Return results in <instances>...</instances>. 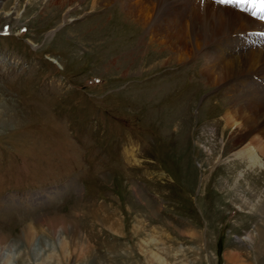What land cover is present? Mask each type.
<instances>
[{"label":"rangeland","instance_id":"obj_1","mask_svg":"<svg viewBox=\"0 0 264 264\" xmlns=\"http://www.w3.org/2000/svg\"><path fill=\"white\" fill-rule=\"evenodd\" d=\"M167 1L0 0V264H264V172L235 156L264 110L242 144L222 117L264 88V32L220 74Z\"/></svg>","mask_w":264,"mask_h":264},{"label":"bare ground","instance_id":"obj_2","mask_svg":"<svg viewBox=\"0 0 264 264\" xmlns=\"http://www.w3.org/2000/svg\"><path fill=\"white\" fill-rule=\"evenodd\" d=\"M105 1H109V0H105ZM168 1L170 3H177V4H178V2H180V4L182 3V0H168ZM66 2H67V0H66ZM197 4H199V5L202 4V6H199V5L196 6ZM184 5L186 6L185 12H187V14H188L190 8H192L190 11L191 16H189L190 20H189V25H188L189 29L188 30H190V32L193 30L196 31L195 35L193 34L192 39L190 38L189 43H191V44L194 43L198 48L200 47V49H202V47L209 44L208 42H206L207 38H210V36H212V35L216 36L215 40L213 42H215L217 44V45L216 44L215 45L219 48L220 51L218 54H216V56L214 54H212V52H207V55H210V57H208V59H210L211 57H214L216 59V61L218 62V66H216V67L219 70L220 74L224 73V67L219 66L220 65L219 59L222 58L224 60L228 55L227 53L232 54L234 52L232 50V48L235 45H234V43H233V45H231L230 42H233L234 39L239 38L242 33L244 34V32H253L252 33L253 36H249V37L244 36L245 38H243V40L245 42H247L248 39L249 40L255 39L254 41H256L258 33L255 31L264 32V13L257 12V14L255 16H253L252 15L253 9L251 8V6H249L247 4L240 5V6L223 5L226 8H223V7L221 8L219 5L222 6V4L218 5V3H216V0H184ZM178 8H176L174 10V11H176V12H174V14L176 13V15L177 14L180 15L179 14L180 9H178ZM181 8L183 9V7H181ZM143 13H144V11H143ZM170 16L171 15H168L166 17V20H165L167 23V27L171 26L172 18ZM140 20L144 24V21H142L143 19H139L138 21L140 22ZM183 20H182V22H183ZM174 24L175 23L173 22V25ZM159 25H157V27ZM216 26H217V28H219L221 26H225V28L227 27L229 29L231 28L230 34H232L233 36L229 35V36L219 38L218 34L215 33L217 31ZM221 31H222V29H221ZM192 33H194V32H192ZM205 39H206V41H205ZM262 39H264V38H262ZM193 40H194V42L192 43ZM242 41H241V43H242ZM237 42H240V41H237ZM235 43H236V41H235ZM225 45H227V46H225ZM237 45H239V44L237 43ZM237 45L234 47V49H236V50H237ZM224 46L230 47L229 50L226 51L224 49ZM178 47L176 49L177 51H178V49L182 48L180 45H178ZM259 48H261V50L259 49L258 53L264 58V44L261 43ZM177 51H176V54H178ZM212 51H214V50H212ZM234 57L237 59H233L231 62V67L226 70V75H229L228 77L235 76L237 69L240 68V66H238L239 65L238 61H240V54L238 56H234ZM254 60H255V56L253 55L251 57V61H254ZM257 66L258 65L254 66V71H250L248 74H244L243 77L244 78L248 77V75L252 76V77L256 76L257 79L260 81L259 83H261V80H262L261 78H264V75L261 76L260 74H264V66L259 65L260 66L259 68H257ZM238 82L239 83L237 85H234V86L231 85L229 88V91H227L231 94H232V92H235L234 94L236 95V97H235V101H233V102L231 101V103L229 104L231 107L226 109V111H223L224 115L222 117L224 119H226L227 122H229L231 120L233 123L241 122V125H239V128L237 129V131L233 132V133L238 134L237 139L234 141V143L235 144H242V143H244V141L248 140L246 138H249L251 136V134H253V132L255 130H257L256 129L257 126L249 125V123H254L257 117L254 116V114L249 111L248 105L259 108L261 110H264V106L260 103V102H262V92H264V88L258 90V93H255L253 90H251V87H253L252 85L255 84V82L254 83H252V82L251 83H245L244 80H240ZM232 83H235V81L225 83V84H232ZM257 84H255V85H257ZM244 93H247V95L242 96V94H244ZM263 116H264V113H263ZM259 129L261 130L260 134L262 136H264V128L259 127ZM251 140L252 141H248V142H250V144L253 145L254 143H256L255 141L257 139L256 140L254 139V141H253V139H251ZM259 142H257L255 144V146L257 145L256 148L248 147V149L245 148L243 150H238L237 153L235 154V156L237 158L247 159V162H248L247 168H251V166H254V165L258 166L259 169H261L260 173L263 174L264 169L262 167V165H263L262 161L264 160V142H262L261 139L259 140Z\"/></svg>","mask_w":264,"mask_h":264},{"label":"snow or ice","instance_id":"obj_3","mask_svg":"<svg viewBox=\"0 0 264 264\" xmlns=\"http://www.w3.org/2000/svg\"><path fill=\"white\" fill-rule=\"evenodd\" d=\"M216 3L222 5H249L253 9L252 15L255 16L257 12L264 13V0H216Z\"/></svg>","mask_w":264,"mask_h":264}]
</instances>
